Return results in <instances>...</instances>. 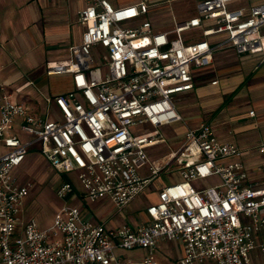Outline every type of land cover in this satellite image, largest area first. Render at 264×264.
Instances as JSON below:
<instances>
[{
	"label": "built area",
	"instance_id": "1",
	"mask_svg": "<svg viewBox=\"0 0 264 264\" xmlns=\"http://www.w3.org/2000/svg\"><path fill=\"white\" fill-rule=\"evenodd\" d=\"M84 1L77 12L84 26L80 43L70 47L68 60L46 66L49 75H71L70 91L45 96L41 115L11 100L0 84V264H163L156 248L169 240L180 244L177 264H253L255 248L264 264V239L257 236L264 225V143L256 146L263 155L256 177L243 149L219 141L209 123L186 128L179 146L157 159L146 153L165 141L159 127L182 121L172 96L194 87L195 72L211 64L216 51L264 54V3L201 0L196 15L157 31L149 20L123 25L145 16L151 0L121 7ZM193 28L202 38L185 43L182 33ZM97 57L107 60L103 76ZM32 147L58 172L72 175L89 201L107 197L123 207L159 175L176 180L158 190L135 226H106L65 205L51 227L40 228L21 214L31 183H19L13 173ZM145 165L148 173L141 175ZM212 176L219 183L202 189L191 183ZM72 193L69 179L56 190L63 199ZM135 248L146 251L137 261L115 254Z\"/></svg>",
	"mask_w": 264,
	"mask_h": 264
},
{
	"label": "crops",
	"instance_id": "2",
	"mask_svg": "<svg viewBox=\"0 0 264 264\" xmlns=\"http://www.w3.org/2000/svg\"><path fill=\"white\" fill-rule=\"evenodd\" d=\"M136 1L126 0V3L123 1L120 5L111 6L121 7ZM199 1L201 0L196 1V10ZM170 3L166 0H151L148 13L129 23L136 26L143 20H149L154 30H171L173 27L165 28L160 20L166 14L165 10ZM261 3H264V0H242L232 5L250 7ZM84 6V0H0V73L6 69L3 59L13 49H18L24 54L26 69L33 75L15 85L20 73H10L3 80L0 76V84H3L4 88L15 86L16 93L23 92L30 85H34L36 92H40L42 76L44 73L49 75L46 73L47 63L68 60L70 47L80 43L84 26L78 22L77 12ZM189 17L191 16L181 21ZM172 19L174 26L176 19ZM51 75H61L66 87L45 96L65 93L73 88L70 74ZM215 80L216 84H212ZM20 87L21 90L17 91ZM6 92L12 99L11 91ZM179 94L181 95L176 98V102L175 99L172 101L182 121L163 125H179V144L186 128H196L201 123H209L219 141L232 143L243 149V161L249 175L256 177L254 167L263 159L256 146L264 143V54H237L229 48L220 49L214 53L211 64L195 72L194 87ZM1 95L2 91L0 100ZM45 96H41L40 101L37 100V94L35 97L30 95V101H16L32 106L36 113L41 114L42 110H45ZM41 102L43 104L40 105ZM250 111H253V114H250ZM162 186L158 187V190ZM80 195H83L81 187ZM70 197H73V193ZM83 213L84 216L88 213L87 208L83 209ZM144 219L145 214L140 221Z\"/></svg>",
	"mask_w": 264,
	"mask_h": 264
},
{
	"label": "rangeland",
	"instance_id": "3",
	"mask_svg": "<svg viewBox=\"0 0 264 264\" xmlns=\"http://www.w3.org/2000/svg\"><path fill=\"white\" fill-rule=\"evenodd\" d=\"M112 5L117 6L122 4L126 0H109ZM197 0H173L168 5L164 14L160 20L163 21V26L173 27V17L176 22L181 21L185 17L196 15L197 10L195 8ZM123 3V4H124ZM232 7H236L232 6ZM163 19V20H162ZM125 26H132V23H125ZM260 32L264 34V26L260 28ZM182 38L185 43L193 42L202 38L201 29L193 28L182 33ZM101 51V47L93 49V55H98ZM96 57V56H95ZM98 58V57H97ZM97 60V67L100 69V73L103 76L108 71L107 60L99 57ZM6 69L0 73L1 80L10 73H20L19 79L15 82L19 84L24 80L33 77L32 73L26 69V61L24 54L18 49L7 54V57L3 59ZM2 61L0 60V64ZM56 64V63H52ZM8 69V70H7ZM42 86L40 92H36L35 86L30 85L21 93H16L15 86H6V91H11L13 101H30V95L34 97L36 94L39 96L38 101L42 100L41 96L58 91L66 87V82L63 81V77L44 75L42 76ZM181 94H175L172 99L180 97ZM26 99V100H25ZM43 102L40 103V105ZM44 114L42 110L41 115ZM141 127L144 130L150 129L149 124H143ZM159 131L164 137L165 141L157 143L154 146L146 149L147 156L150 160L157 159L171 150L177 148L179 141L177 135L181 132V128L178 124L171 126H161ZM4 148L0 146V152H3ZM139 173L146 175L148 173L147 165L140 168ZM14 175L17 177L19 183L30 182L28 194L24 199L21 214L24 219L34 218L40 228H49L53 224V220L57 211L63 206L68 205L70 207H76L80 211L87 208L88 213L84 218L94 222H102L106 226H122L128 224L130 226L139 223L144 216L145 208L150 203L156 201L158 195V187L168 184L176 180L175 174H161L154 178L142 192L134 197L127 205L118 207L114 205L107 197H100L95 201H89L82 198L80 195V187L77 180L68 174H62L58 172L37 150L36 147L29 149L25 160L13 170ZM69 179L73 185V197L67 195L64 199L60 198L56 194L58 186ZM217 176H212L203 180H195L192 185L197 189H202L207 186L219 183ZM258 238L264 239V225L258 232ZM145 249L135 248L131 250L116 249L115 254L121 256L123 259H129L131 261H137L145 254ZM157 257L163 262V264H177V260L181 255V247L177 240L160 241L156 248ZM250 258L253 264H261V258L259 249L255 248L250 253ZM195 264H211L210 261L196 262Z\"/></svg>",
	"mask_w": 264,
	"mask_h": 264
}]
</instances>
